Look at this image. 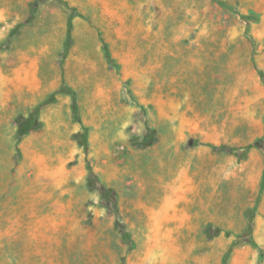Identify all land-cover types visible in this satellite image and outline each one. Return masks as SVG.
<instances>
[{
    "label": "rangeland",
    "instance_id": "rangeland-1",
    "mask_svg": "<svg viewBox=\"0 0 264 264\" xmlns=\"http://www.w3.org/2000/svg\"><path fill=\"white\" fill-rule=\"evenodd\" d=\"M220 1L0 0V264H264V0Z\"/></svg>",
    "mask_w": 264,
    "mask_h": 264
},
{
    "label": "trees",
    "instance_id": "trees-1",
    "mask_svg": "<svg viewBox=\"0 0 264 264\" xmlns=\"http://www.w3.org/2000/svg\"><path fill=\"white\" fill-rule=\"evenodd\" d=\"M213 3H215L216 5L227 9L229 11H234V9L228 5L227 3L220 1V0H211ZM61 90H65L64 88H61ZM72 96H73V103H72V112H73V116L77 117V105L74 99V94L71 90H67ZM38 117V108H36L35 110H33V112L31 113L30 117L28 119H26L25 121H23V124L21 125L19 131H21V129L23 127L26 128V132L31 131L32 129L36 128V120ZM86 140V133L82 134L81 136H79V142L80 143H85ZM245 243L252 245L253 247H257L256 244L254 243L253 240L251 239H247L245 240ZM262 257V251L259 249V258Z\"/></svg>",
    "mask_w": 264,
    "mask_h": 264
}]
</instances>
